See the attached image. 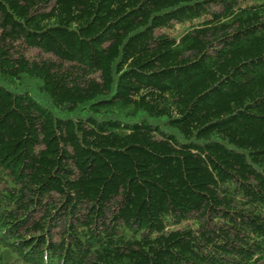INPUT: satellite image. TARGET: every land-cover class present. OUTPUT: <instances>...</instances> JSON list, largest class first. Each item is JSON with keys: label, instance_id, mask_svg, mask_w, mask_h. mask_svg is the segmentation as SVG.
<instances>
[{"label": "trees", "instance_id": "1", "mask_svg": "<svg viewBox=\"0 0 264 264\" xmlns=\"http://www.w3.org/2000/svg\"><path fill=\"white\" fill-rule=\"evenodd\" d=\"M0 264H264V0H0Z\"/></svg>", "mask_w": 264, "mask_h": 264}, {"label": "rangeland", "instance_id": "2", "mask_svg": "<svg viewBox=\"0 0 264 264\" xmlns=\"http://www.w3.org/2000/svg\"><path fill=\"white\" fill-rule=\"evenodd\" d=\"M34 54V52H32Z\"/></svg>", "mask_w": 264, "mask_h": 264}]
</instances>
